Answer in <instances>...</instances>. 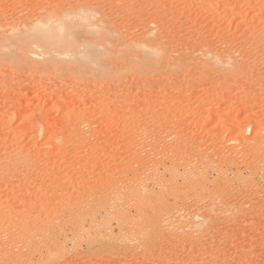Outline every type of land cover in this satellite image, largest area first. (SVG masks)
<instances>
[{
  "label": "rangeland",
  "instance_id": "374dc122",
  "mask_svg": "<svg viewBox=\"0 0 264 264\" xmlns=\"http://www.w3.org/2000/svg\"><path fill=\"white\" fill-rule=\"evenodd\" d=\"M0 264H264V0H0Z\"/></svg>",
  "mask_w": 264,
  "mask_h": 264
},
{
  "label": "bare ground",
  "instance_id": "6f19581e",
  "mask_svg": "<svg viewBox=\"0 0 264 264\" xmlns=\"http://www.w3.org/2000/svg\"><path fill=\"white\" fill-rule=\"evenodd\" d=\"M83 16V15H82ZM46 19L45 20H43V21H38L35 25H32L33 27H31L33 30H34V32H35V34H37L39 37V40H40V43H39V46L40 47H43L45 44H52V42H55V41H53V40H51L52 38H51V35H52V33H53V30H55L54 28L58 25H61V24H55L56 23V20H54V19H52V17L51 16H46L45 17ZM66 18V17H65ZM65 18H62V19H65ZM60 19V18H59ZM62 19H61V21L60 22H62ZM67 19V18H66ZM81 20L83 19V18H80ZM81 20H80V23H81ZM84 20V19H83ZM63 23V22H62ZM66 22L64 21V24H65ZM82 23H83V21H82ZM34 24V23H33ZM36 25H38V26H36ZM31 26V25H30ZM57 26V27H58ZM31 28H29L28 29V31L31 29ZM37 28V29H36ZM33 30H30V32L27 34V33H25V32H22L23 33V35L21 36V37H24V42H27V44H29L28 46H32V42H30V39H28V38H30V37H32V34L30 35V33L31 32H33ZM16 34H18V33H16ZM15 34V35H16ZM54 35H55V33H53ZM10 36V35H9ZM12 36V35H11ZM14 36V35H13ZM28 38H27V37ZM56 36V35H55ZM16 37V36H15ZM20 37V38H21ZM35 37V36H34ZM63 37V36H62ZM64 38H67V37H64ZM19 39V38H18ZM13 40H15L16 41V43H17V40L16 39H12V43H13ZM23 40V39H22ZM21 40V41H22ZM36 40V39H35ZM57 40H61V39H57ZM6 41V40H5ZM38 41V40H37ZM52 41V42H51ZM7 42V41H6ZM60 42V45L63 43V42H65V41H63L62 43H61V41H59ZM59 42L57 41L56 43H53L54 45L53 46H56L57 47V43L59 44ZM9 43H11V42H9ZM8 43V44H9ZM11 43V44H12ZM15 43V44H16ZM67 43V42H66ZM56 44V45H55ZM10 45V44H9ZM14 45V44H13ZM13 45H11V46H13ZM20 45V44H19ZM26 45V44H25ZM63 45H64V43H63ZM62 45V46H63ZM27 46V45H26ZM39 46H38V48H39ZM59 47V45H58V47L57 48H60V49H62L63 47ZM84 46V45H83ZM82 46V47H83ZM9 47V46H8ZM14 47H16V46H14ZM13 47V48H14ZM30 47H28L29 48V52H33L34 50H30ZM56 47H55V49H56ZM72 47V46H71ZM12 48V47H11ZM18 48V47H17ZM31 48H33V47H31ZM43 48H45V47H43ZM20 49V48H19ZM39 49H41V48H39ZM12 50V49H11ZM54 50V49H53ZM20 51V50H19ZM35 51H36V48H35ZM35 51H34V53H35ZM17 52H18V50H17ZM37 52V51H36ZM43 52V51H42ZM51 53L53 52L54 53V51H50ZM56 52H58V51H56ZM56 52H55V54H56ZM61 51H59V53L57 54L58 56V59H60L59 58V56H62V59H64L65 57H67V56H70V55H73V53H71V52H69V51H67L66 53H68V54H66V53H64V52H62V54L60 53ZM2 53V52H1ZM9 53V52H8ZM14 53H16V52H14ZM19 53V52H18ZM28 53V52H27ZM52 53V54H53ZM64 53V54H63ZM21 54V53H20ZM19 54V55H20ZM40 54V53H39ZM38 53H37V55H39ZM42 54V53H41ZM14 55V54H13ZM18 55V56H19ZM34 55H36V54H34ZM13 57V56H12ZM37 57H39V56H37ZM41 57H42V55H41ZM45 57V56H44ZM53 57H54V54H53ZM51 58V57H50ZM50 58H48L49 60H51L52 61V59H50ZM55 58V57H54ZM45 60V59H44ZM43 60V61H44ZM55 60V59H54ZM49 63H52V62H49ZM53 65V64H52Z\"/></svg>",
  "mask_w": 264,
  "mask_h": 264
}]
</instances>
